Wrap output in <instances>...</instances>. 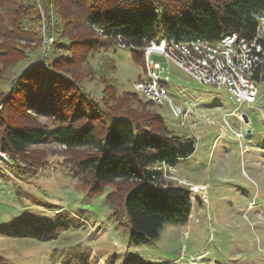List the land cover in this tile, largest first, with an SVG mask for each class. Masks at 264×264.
<instances>
[{
    "label": "rangeland",
    "instance_id": "374dc122",
    "mask_svg": "<svg viewBox=\"0 0 264 264\" xmlns=\"http://www.w3.org/2000/svg\"><path fill=\"white\" fill-rule=\"evenodd\" d=\"M58 25L65 23L59 21ZM67 29L72 31L70 26ZM92 29L107 38L101 28ZM79 35L74 30L70 38L79 46L80 62L63 69L81 79L118 115L133 113L149 124L161 114L174 133L195 140L192 156L175 166H161L168 184L191 190L192 215L185 223H166L154 241L130 245V226L116 221L105 200L106 192L117 190L119 184L91 198L69 167L61 164L62 152L80 156L84 150H67L55 142L36 144L26 156L38 160L47 155L50 163L38 170L32 186L26 179L22 184L18 179L0 177V252L9 258V264H264V80L256 81L254 104H238L226 88L199 83L165 57L155 55L169 68V97L173 100L156 102L142 84L150 68L145 55L137 61V52L131 48H116L111 53L116 64L109 54L96 49L83 55L86 49L78 41H86L90 34ZM0 42H18L26 49L38 47L34 38L14 42L0 37ZM174 54L185 68L201 51L193 55L181 49ZM0 58V86L4 88L15 72L27 66V60ZM1 93L0 109L5 103L2 89ZM183 96L197 103L211 123L180 114L179 98ZM30 100L16 107L7 104L5 115L15 122L37 118L48 122V116L29 109ZM236 111L246 112L249 120L240 122ZM59 114L64 115L63 111ZM248 126L252 133L239 138L237 132ZM7 160L0 158V173L5 175L9 173L4 165ZM119 187L122 195L125 187Z\"/></svg>",
    "mask_w": 264,
    "mask_h": 264
},
{
    "label": "trees",
    "instance_id": "16d2710c",
    "mask_svg": "<svg viewBox=\"0 0 264 264\" xmlns=\"http://www.w3.org/2000/svg\"><path fill=\"white\" fill-rule=\"evenodd\" d=\"M263 18L264 0H0V37L14 42L34 38L38 44L26 49L18 42H0V57L27 60L24 69L15 72L4 88L0 86L5 102L0 109V149L9 160L4 162L9 173L0 177L30 183L50 163L47 155L38 160L26 156L30 148L55 142L67 150L85 151L80 156L62 152L60 157L89 197L100 196L117 183L125 187L122 195L119 186L110 189L105 200L116 221L130 226V245L158 239L166 223H185L192 215L191 190L168 184L161 166H175L192 156L195 140L174 133L161 114L147 124L133 113L118 115L98 99L81 79L63 69L81 59L70 35L74 30L80 37L90 34L86 41H78L86 49L83 55L96 49L116 64L111 53L118 48L117 41L136 47L138 61L150 41L180 34L210 43L231 32L255 39ZM59 21L65 25L60 27ZM94 27L107 38L96 35ZM259 41L263 60L251 70L254 81L264 80V39ZM27 99L29 109L50 120L15 122L5 115L7 104L16 107ZM0 264H9L1 252Z\"/></svg>",
    "mask_w": 264,
    "mask_h": 264
},
{
    "label": "built area",
    "instance_id": "2783aa9c",
    "mask_svg": "<svg viewBox=\"0 0 264 264\" xmlns=\"http://www.w3.org/2000/svg\"><path fill=\"white\" fill-rule=\"evenodd\" d=\"M264 31V22L257 28L255 39H246L236 32H231L221 38L217 43H210L203 38H190L180 34L179 37H168L160 41H150L148 47L143 49L150 68L145 75L143 87L150 91L152 99L156 102L169 97L168 84L170 75L164 62L155 58V55L165 57L166 62L175 64L183 73L187 74L199 83L211 84L226 88L229 93L240 103L253 104L257 100L258 89L256 81L251 76V70L257 67L263 60L259 52L263 50L260 43ZM120 48H131L125 43H117ZM188 50L193 55L201 51L200 56L188 61L181 66L175 57V51ZM195 49V50H193ZM189 66V67H188ZM187 67V69H186ZM243 70L246 74L240 73ZM186 107L182 105L180 114L184 112L188 117V102ZM0 158L7 160L0 151ZM8 161V160H7Z\"/></svg>",
    "mask_w": 264,
    "mask_h": 264
},
{
    "label": "bare ground",
    "instance_id": "6f19581e",
    "mask_svg": "<svg viewBox=\"0 0 264 264\" xmlns=\"http://www.w3.org/2000/svg\"><path fill=\"white\" fill-rule=\"evenodd\" d=\"M170 100H171V101H173L172 99H170ZM242 118H243V119H245V117H244V116H242Z\"/></svg>",
    "mask_w": 264,
    "mask_h": 264
}]
</instances>
